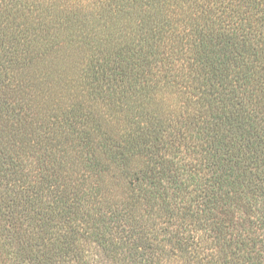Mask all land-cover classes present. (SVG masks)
I'll list each match as a JSON object with an SVG mask.
<instances>
[{"label":"trees","instance_id":"1","mask_svg":"<svg viewBox=\"0 0 264 264\" xmlns=\"http://www.w3.org/2000/svg\"><path fill=\"white\" fill-rule=\"evenodd\" d=\"M0 264H264V0H0Z\"/></svg>","mask_w":264,"mask_h":264}]
</instances>
